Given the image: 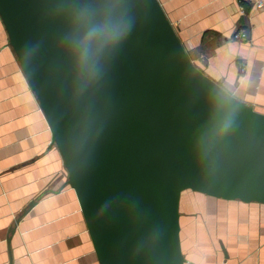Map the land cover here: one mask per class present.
Segmentation results:
<instances>
[{"label": "water", "instance_id": "1", "mask_svg": "<svg viewBox=\"0 0 264 264\" xmlns=\"http://www.w3.org/2000/svg\"><path fill=\"white\" fill-rule=\"evenodd\" d=\"M0 18L100 264H186L187 192L264 204V112L193 61L160 0H0Z\"/></svg>", "mask_w": 264, "mask_h": 264}, {"label": "crops", "instance_id": "2", "mask_svg": "<svg viewBox=\"0 0 264 264\" xmlns=\"http://www.w3.org/2000/svg\"><path fill=\"white\" fill-rule=\"evenodd\" d=\"M160 2L193 61L264 112V0ZM241 28L246 39L234 37ZM67 178L0 18V264H100ZM202 204L182 214L186 264H264V204Z\"/></svg>", "mask_w": 264, "mask_h": 264}, {"label": "rangeland", "instance_id": "3", "mask_svg": "<svg viewBox=\"0 0 264 264\" xmlns=\"http://www.w3.org/2000/svg\"><path fill=\"white\" fill-rule=\"evenodd\" d=\"M202 201H223L221 199H216L214 197H209L205 194L198 192H187L182 197L181 210L182 214L187 212H198L201 209H205V205L202 204Z\"/></svg>", "mask_w": 264, "mask_h": 264}, {"label": "clouds", "instance_id": "4", "mask_svg": "<svg viewBox=\"0 0 264 264\" xmlns=\"http://www.w3.org/2000/svg\"><path fill=\"white\" fill-rule=\"evenodd\" d=\"M103 39V29L102 28H96L93 29L81 42L80 47L82 50V54L87 57L90 45L93 42V40H102Z\"/></svg>", "mask_w": 264, "mask_h": 264}, {"label": "built area", "instance_id": "5", "mask_svg": "<svg viewBox=\"0 0 264 264\" xmlns=\"http://www.w3.org/2000/svg\"><path fill=\"white\" fill-rule=\"evenodd\" d=\"M263 5V2L262 1H259L258 3H257V6L258 7H261ZM241 11L243 12V13H246V8H245V6L244 5H241ZM234 37L235 38H242V39H246L247 38V32H246V30H245V28H241V29H239L237 32H235L234 33Z\"/></svg>", "mask_w": 264, "mask_h": 264}, {"label": "flooded vegetation", "instance_id": "6", "mask_svg": "<svg viewBox=\"0 0 264 264\" xmlns=\"http://www.w3.org/2000/svg\"><path fill=\"white\" fill-rule=\"evenodd\" d=\"M208 196V195H207ZM209 197H211V196H209ZM214 198H216V197H214ZM216 199H220V198H216ZM221 200H223V201H228V200H224V199H221Z\"/></svg>", "mask_w": 264, "mask_h": 264}]
</instances>
